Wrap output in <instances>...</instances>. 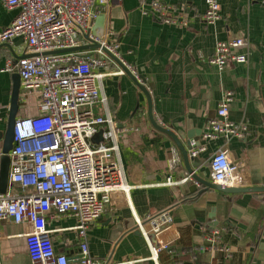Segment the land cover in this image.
<instances>
[{"label": "crops", "instance_id": "1", "mask_svg": "<svg viewBox=\"0 0 264 264\" xmlns=\"http://www.w3.org/2000/svg\"><path fill=\"white\" fill-rule=\"evenodd\" d=\"M160 1L175 23L157 19L149 0H109L95 27L97 34L106 29L115 33L123 60L149 88L156 121L172 130L186 147L191 141L204 148L190 160L199 176L213 181L212 155L226 148L245 180L242 188L264 186V4L219 0L220 17L210 23L201 17L205 0ZM18 13V8L7 9L0 1V31ZM231 38L246 40L242 51L248 61L229 63L220 70L209 59L218 41ZM27 49L20 36L0 43V193L11 186L7 140L11 122L39 113L38 97L21 95L26 90L18 70L1 71L7 60L16 62ZM116 68L111 65L102 72ZM102 89L107 105L98 104L96 110L98 114L109 111L117 122L118 158L132 189L128 201L120 198L109 205L91 226L92 255L109 264H264V193L208 189L198 195L191 190L192 179L165 185L169 175L178 181L189 176V171L172 136L153 126L146 94L128 73L105 76ZM226 91L234 92L229 118L244 126L246 134L243 138L206 139L207 125L217 117ZM174 156L179 160L170 170ZM164 211L173 216L175 227L160 239L171 242V248L154 260L139 222ZM76 224L71 214L48 218L56 250L70 257L80 251ZM214 229H226L222 244L230 250L198 251L206 243L205 235ZM26 231V226L0 221V264H34L27 252Z\"/></svg>", "mask_w": 264, "mask_h": 264}, {"label": "built area", "instance_id": "2", "mask_svg": "<svg viewBox=\"0 0 264 264\" xmlns=\"http://www.w3.org/2000/svg\"><path fill=\"white\" fill-rule=\"evenodd\" d=\"M0 1L7 9H19L12 23L0 31V43L20 36L28 48L16 62L7 60L1 71L18 70L26 90L21 95H34L40 100L39 113L17 119L13 128L11 186L0 193V221L9 220L27 227L24 233L27 252L34 264H109L92 255L88 233L109 205L120 198L128 201L132 187L118 158L117 122L109 111L98 114L96 106L107 105L102 89L105 76H122L130 71L140 81L137 71L123 60L115 33L107 29L101 34L95 31L102 8L109 0ZM205 1L206 10L201 17L212 23L220 17L219 0ZM255 1L264 4V0ZM149 2L157 19L168 24L177 21L162 1ZM92 43L100 46L69 51ZM246 46L243 38L218 41L209 62L220 70L229 63H246L248 56L242 51ZM62 50L67 52H59ZM115 64L114 71L102 72L103 68ZM233 100L234 92L226 91L217 117L207 125L206 139L245 136V127L229 118ZM100 131L102 140L93 142L92 138ZM203 149H194L192 154L195 156ZM178 160L173 157L170 170ZM210 166L214 183L234 188L245 184L228 149L217 150ZM190 179L189 175L175 181L169 175L165 185H179ZM15 185L18 191H14ZM66 214L76 218L74 229L81 239L80 251L72 257L56 250L53 231L48 227L50 216L57 218ZM173 226L169 211L139 222L154 260L171 248V242L161 240L160 236ZM225 230L214 229L206 234V243L197 250L221 248L228 252L230 247L222 244Z\"/></svg>", "mask_w": 264, "mask_h": 264}, {"label": "water", "instance_id": "3", "mask_svg": "<svg viewBox=\"0 0 264 264\" xmlns=\"http://www.w3.org/2000/svg\"><path fill=\"white\" fill-rule=\"evenodd\" d=\"M99 46L100 45L97 44V43H92V44H88V45H84V46H81V47H76V48L70 49L69 51H83V50H87V49L96 48V47H99ZM59 52H67V50H62V51H59ZM111 57L116 59L113 55H111ZM119 64L121 66H123L121 62H119ZM127 73L132 76V79L134 80V82L143 90V92L147 96L149 116H150V120H151L153 126L156 129H158L159 131H162V132L167 133L170 136H172V138L175 140L176 144L181 149V151L183 153V156H184V160H185L186 166H187L188 171H189V175L192 177L191 190H194L195 192H197L198 195H201V194L205 193L208 189H217V190L229 193V194L245 193V192L264 193V186H255V187H249V188H242V187L234 188V187H229V186H223V185L216 184L213 181H209V180L199 176L194 171V169H192L191 166H190V160H193V158L195 157L192 154V151L194 149H197L199 147V145H197L196 142L192 143L191 141H189L188 147H186V145L177 137V135L172 130L160 125L156 121V119L154 117V113H153V99H152L151 93L149 91V88L146 87V85L142 84L130 71H127ZM14 99H17V94L16 93H15ZM15 122H16V120H13L11 122L10 132L8 134V137H7L8 145L10 146V149H12V147H13V128H14ZM190 138H192V137L190 136ZM101 140H102V132L101 131L96 136H94L92 138V141L95 142V143H98Z\"/></svg>", "mask_w": 264, "mask_h": 264}, {"label": "rangeland", "instance_id": "4", "mask_svg": "<svg viewBox=\"0 0 264 264\" xmlns=\"http://www.w3.org/2000/svg\"><path fill=\"white\" fill-rule=\"evenodd\" d=\"M98 23V22H97ZM97 26V25H96ZM95 31L97 32V30L95 29Z\"/></svg>", "mask_w": 264, "mask_h": 264}, {"label": "trees", "instance_id": "5", "mask_svg": "<svg viewBox=\"0 0 264 264\" xmlns=\"http://www.w3.org/2000/svg\"><path fill=\"white\" fill-rule=\"evenodd\" d=\"M188 229V228H187ZM184 240H186V239H184Z\"/></svg>", "mask_w": 264, "mask_h": 264}]
</instances>
